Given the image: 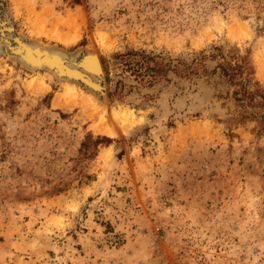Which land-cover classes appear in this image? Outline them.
Returning <instances> with one entry per match:
<instances>
[{
    "label": "rangeland",
    "instance_id": "374dc122",
    "mask_svg": "<svg viewBox=\"0 0 264 264\" xmlns=\"http://www.w3.org/2000/svg\"><path fill=\"white\" fill-rule=\"evenodd\" d=\"M0 30L102 70L97 91L0 41V264H264V125L210 73L236 50L264 92V0H0Z\"/></svg>",
    "mask_w": 264,
    "mask_h": 264
},
{
    "label": "trees",
    "instance_id": "16d2710c",
    "mask_svg": "<svg viewBox=\"0 0 264 264\" xmlns=\"http://www.w3.org/2000/svg\"><path fill=\"white\" fill-rule=\"evenodd\" d=\"M214 50L217 52L212 53L210 57L215 58L218 56V59L215 66L210 70V73L212 75L216 74L227 85L228 91L226 92H229L235 103L240 106L237 114L231 119L239 121L243 118L253 117L260 119L264 125V92L258 81L252 77L254 73L253 67L247 55H242L236 50L234 53L233 51L232 53H229L230 51L220 53L221 46H215ZM203 58L204 56L200 57L198 61H192L191 63L177 60L176 64H172L171 60L167 59L166 71L172 69L176 72L178 71L183 76L198 74L200 70H205L201 65ZM230 88L231 91H229ZM88 140L94 144L112 141L108 137H96L92 139L90 135H88ZM83 144L85 143L83 142Z\"/></svg>",
    "mask_w": 264,
    "mask_h": 264
},
{
    "label": "water",
    "instance_id": "95a60500",
    "mask_svg": "<svg viewBox=\"0 0 264 264\" xmlns=\"http://www.w3.org/2000/svg\"><path fill=\"white\" fill-rule=\"evenodd\" d=\"M1 33V30H0ZM13 43L8 39L0 35V41L3 45V50L5 52L11 53L18 57L23 63L27 64L30 67H46L51 69L56 75L60 77H65L69 79H74L83 82L92 89L101 91V87L98 82L92 79L93 77H100L102 75V70L99 64V68L92 70L88 67L87 59L91 56H96L95 53L87 54L81 61L71 60L62 54L59 51L50 50L42 48L36 44L27 43L22 41L18 37L12 38ZM48 57V58H46ZM53 59L52 60H50ZM54 58L61 63L62 67L70 69L69 72L65 68L58 67ZM97 58V57H96ZM98 60V58H97ZM78 71V74L73 73ZM72 71V72H71ZM83 75H81V74ZM89 76L90 81H87L85 78ZM93 83V84H92ZM96 85V86H94Z\"/></svg>",
    "mask_w": 264,
    "mask_h": 264
},
{
    "label": "bare ground",
    "instance_id": "6f19581e",
    "mask_svg": "<svg viewBox=\"0 0 264 264\" xmlns=\"http://www.w3.org/2000/svg\"><path fill=\"white\" fill-rule=\"evenodd\" d=\"M76 18V16H73V15H70L69 17H68V19H75ZM69 39H68V41L69 42H71V41H73L74 40V37H68ZM102 39V38H101ZM46 58H48V57H46ZM49 59V58H48ZM50 60H52L53 61V59H51L50 58ZM54 61L56 62V64L58 65V67H61V68H65V67H62L61 66V63L60 62H58L55 58H54ZM87 64H88V67L90 68V69H92V70H95V69H97V68H99V62H98V60H97V58H96V56H93V57H89L88 59H87ZM65 70L66 71H68L69 72V70L70 69H66L65 68ZM72 71H74V70H72ZM71 71V72H72ZM78 71H74L73 73H75V74H78L77 73ZM81 74V73H80ZM81 75H83V74H81ZM87 81H90V78L89 77H87V78H85ZM93 84V83H92ZM94 86H96V85H94ZM43 88V87H42ZM41 89V88H40ZM43 89H46V88H43ZM70 101V100H69ZM69 101L68 102H62V97H61V94H57L55 97H54V99H53V103L55 104V105H63V106H66L67 105V103H69ZM113 115H114V117L116 118V120L118 121V122H120L119 124L121 125V127H124L125 125H128V124H130V122H132V119H133V117L131 116V114H128V113H122V112H120V111H116L115 113H113ZM107 116H105V114H102V115H100V119L99 120H97V121H95V122H93L92 123V129L95 131V132H105V133H108V134H111V135H113L114 134V132H113V130H112V127L108 124L107 126H105L104 125V122H106L104 119H102V118H106Z\"/></svg>",
    "mask_w": 264,
    "mask_h": 264
}]
</instances>
